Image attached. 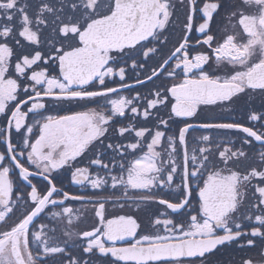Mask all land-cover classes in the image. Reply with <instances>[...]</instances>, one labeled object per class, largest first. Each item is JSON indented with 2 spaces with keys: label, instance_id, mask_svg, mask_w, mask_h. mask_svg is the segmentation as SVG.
Listing matches in <instances>:
<instances>
[{
  "label": "snow or ice",
  "instance_id": "1",
  "mask_svg": "<svg viewBox=\"0 0 264 264\" xmlns=\"http://www.w3.org/2000/svg\"><path fill=\"white\" fill-rule=\"evenodd\" d=\"M0 118V264H264V0H0Z\"/></svg>",
  "mask_w": 264,
  "mask_h": 264
},
{
  "label": "flooded vegetation",
  "instance_id": "2",
  "mask_svg": "<svg viewBox=\"0 0 264 264\" xmlns=\"http://www.w3.org/2000/svg\"><path fill=\"white\" fill-rule=\"evenodd\" d=\"M134 94V93H133ZM75 110H83V109H79V108H77V109H75ZM60 114H64L63 113V111L60 113ZM0 126H2V118H0ZM199 133H197V135H198ZM0 143H2V141H0ZM61 180H63V182H64V184L65 185H67V183H68V180L65 178V177H61ZM35 182V181H34ZM43 184V182H41V185ZM72 190L73 191H75L76 190V186H72ZM72 204H73V206H75V207H79V202H72ZM110 211H113V212H115V211H119L118 209H110ZM82 227H89L90 226V224H89V222H85L83 225H81Z\"/></svg>",
  "mask_w": 264,
  "mask_h": 264
}]
</instances>
